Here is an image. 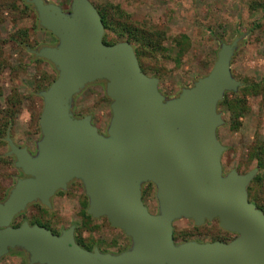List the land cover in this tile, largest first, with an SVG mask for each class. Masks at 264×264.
Segmentation results:
<instances>
[{"label": "water", "instance_id": "95a60500", "mask_svg": "<svg viewBox=\"0 0 264 264\" xmlns=\"http://www.w3.org/2000/svg\"><path fill=\"white\" fill-rule=\"evenodd\" d=\"M27 1L39 24L58 39L56 46L28 50L58 74L39 92L37 152L17 144L10 130L5 137L25 176L0 202V260L19 249L29 264H264V211L248 194L257 169L224 174L227 147L217 135L225 123L219 102L243 85L231 68L240 39L221 42L210 72L168 98L160 79L142 70L130 42H104L105 26L91 0H72L68 11L47 0ZM100 80L112 99L106 134L90 114L76 117L72 111L75 96ZM74 179L85 188L87 213L122 229L132 241L129 248L86 249L76 240L75 224L60 234L27 220L13 225L31 203L51 207ZM148 182L156 186L157 213L143 200ZM182 218L196 225L218 219L237 235L228 242L176 243L174 222Z\"/></svg>", "mask_w": 264, "mask_h": 264}, {"label": "rangeland", "instance_id": "374dc122", "mask_svg": "<svg viewBox=\"0 0 264 264\" xmlns=\"http://www.w3.org/2000/svg\"><path fill=\"white\" fill-rule=\"evenodd\" d=\"M47 1L56 3L68 11L72 0ZM91 1L94 5H118L130 14V21L138 27L155 28L166 33L167 38L164 43L169 48V52L148 57L146 64L147 67L149 66V72H144L160 79L159 89L168 98L178 96L183 88L191 87L198 78L207 75L217 59L221 42L230 43L236 38L240 40L232 57L231 68L234 76L241 80L243 85L238 91H229L226 94L238 93L245 85L252 82L264 83V9L252 10L253 0ZM0 18H2L0 36L4 41V56L10 63L8 68L0 72V88L3 93L0 95V102L5 106L6 98L13 90H17L22 95L24 100L20 112L16 116L15 124H11L8 130L17 144L27 146L35 154L37 142L41 138L39 119L43 109V98L39 95L41 90L37 91V83L40 81L47 83L49 79H55L58 72L50 61L37 57L28 50V47L38 50L44 46H56L58 39L39 24L38 14L33 4L27 0H0ZM21 29H27L29 35L26 49L17 45L12 39L14 34L20 37L18 31ZM182 33L190 37L191 47L183 56L181 64H177L173 59L177 52V48L173 46V39ZM107 40L113 42L112 44L128 41L126 37L114 33H110ZM245 98L248 108L240 116L237 128L233 127L235 122L233 113L228 107L218 105L225 123L218 127L217 135L227 147L222 155L225 163L223 173L227 174L231 169L238 172L257 169L248 185V194L252 202L257 201L264 207V182L255 181L261 170L256 160H251L249 157L254 142L264 140V92L248 93ZM111 102L112 99L106 94V81L100 80L87 85L75 96L72 111L76 117L90 114L92 122L99 131L106 134L112 116ZM5 137L3 140L6 143H0V153L9 155V145ZM9 156H12L15 165V157ZM23 174L20 169L13 166V162L1 163L0 194L7 193L8 196L17 178L23 177ZM149 183L151 182L143 185V190ZM85 196L87 205L84 209L87 211L88 196L83 183L76 179L67 189L60 190L52 198L51 207L39 201L31 203L18 221L31 222L37 218L49 223L51 228L58 232L57 234L75 224V235L78 236L80 228L86 222L83 217ZM143 200L152 213L158 212L154 184L151 194L143 196ZM88 227L83 231L82 238L85 243L89 239L98 242L99 246L94 245L93 248L98 247L104 252L118 253L132 244L130 237L122 229L112 226L106 217H92ZM183 234L190 236L191 240L196 238L203 242L219 236L228 242L237 235L223 229L218 219L207 220L202 225H196L192 219H177L174 222L176 243L188 241L182 239ZM0 264H29L28 255L23 250L13 249L0 260Z\"/></svg>", "mask_w": 264, "mask_h": 264}, {"label": "trees", "instance_id": "16d2710c", "mask_svg": "<svg viewBox=\"0 0 264 264\" xmlns=\"http://www.w3.org/2000/svg\"><path fill=\"white\" fill-rule=\"evenodd\" d=\"M103 21V24L106 29V34L104 35V42L108 44H112L113 42L107 40V36L110 33L117 34L120 37H126V40L131 42L134 45L136 54L138 59L141 63L142 70L145 72H149V66L147 67L146 60L148 57L155 56L158 53L166 54L169 52V48L164 43L167 36L166 33L162 30L155 29V28H146V27H138L134 23L130 21V14L123 11L120 6L113 5V4H106V5H98L95 4ZM29 7V5H27ZM251 9L258 10L264 9V0H253L251 2ZM2 18H0V22ZM18 35L14 34L12 39L16 42L17 45L21 46L22 48L26 49V42L28 40V33L27 29H21L18 31ZM174 43L173 46L177 48V52L174 55L173 59L177 64H181L183 56L189 51L191 47V39L190 37L182 33L173 39ZM4 41L1 39L0 36V72H3L6 68L10 66L9 61L4 56ZM33 56V55H32ZM54 79H49L47 83L44 81H40L37 83V91L46 89L49 84ZM259 92H264V83L262 82H252L249 85H245L240 92L238 93H227L226 97L223 101L219 103V106H226L228 109L233 113L235 122L233 124L234 128H237L239 125V118L242 116L247 108V101H246V94L253 93L258 94ZM2 90L0 88V95H2ZM231 94L233 96H231ZM23 97L21 94L18 93L17 90H13V92L6 98L5 106H3L0 102V143H6L3 140L5 137L9 126L15 124L16 116L20 112V106L23 103ZM250 159L256 160L257 166L260 168L261 173L255 179L258 183L264 182V140L256 141L251 147L250 151ZM14 165V161L12 156L6 155L5 153H0V164L1 163H12ZM146 189L143 190V196L145 197L148 194H151L153 189V184L149 183ZM7 197V193L0 194V201L4 200ZM258 208L264 211V207L260 205L257 201H255ZM87 205V200L85 196V200L83 201V217L85 218L86 222L80 228V232L78 236L76 235L77 242L86 249L92 250L94 245H98L93 239H89L87 243L84 242L82 238V233L85 229L89 228L90 221H92V217L87 213L84 207ZM24 213L18 214L14 221V226H19L21 222L18 221V218L21 217ZM31 224L37 223L41 226H45L47 228H51V225L45 221L40 219L31 220ZM54 233H58L54 231ZM181 236V234H178ZM177 235H175V238ZM183 240H191L190 236L187 234L182 235ZM224 242L226 240H223ZM99 246V245H98ZM103 250V249H102ZM104 251V250H103Z\"/></svg>", "mask_w": 264, "mask_h": 264}, {"label": "flooded vegetation", "instance_id": "af4514ba", "mask_svg": "<svg viewBox=\"0 0 264 264\" xmlns=\"http://www.w3.org/2000/svg\"><path fill=\"white\" fill-rule=\"evenodd\" d=\"M222 163H223V167H224V161L222 160ZM254 168H252V169H249V170H247V171H245V172H243V171H239L240 173H246V172H249V171H251V170H253ZM231 170H233V169H231ZM238 171V170H237ZM23 176H25V174H23ZM74 181H76V179H74V180H72L70 183H69V185H71L72 183H74ZM59 193V191L56 193V195ZM55 195V196H56ZM250 199V198H249ZM251 200V199H250ZM253 200V199H252ZM256 204V203H255ZM15 219V218H14ZM192 240H197L196 238H193ZM224 240V238L222 237V236H219V237H213L212 239H209V240H207V241H223ZM197 241H199V242H203V240L202 241H200V240H197ZM205 242V241H204Z\"/></svg>", "mask_w": 264, "mask_h": 264}]
</instances>
